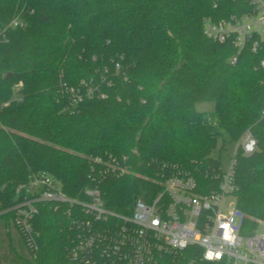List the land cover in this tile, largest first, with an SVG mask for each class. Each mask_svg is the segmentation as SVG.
<instances>
[{"label":"trees","instance_id":"1","mask_svg":"<svg viewBox=\"0 0 264 264\" xmlns=\"http://www.w3.org/2000/svg\"><path fill=\"white\" fill-rule=\"evenodd\" d=\"M249 11L238 0H0V264H81L69 253L70 205L39 206L36 257L15 226L16 189L32 174L51 175L79 200L99 188L109 211L129 216L177 172L217 191L220 139L236 144L248 131L258 147L237 153L235 197L258 229L264 39L238 53L204 34L207 17ZM204 102L214 110L198 111ZM161 264L213 263L188 249Z\"/></svg>","mask_w":264,"mask_h":264},{"label":"built area","instance_id":"2","mask_svg":"<svg viewBox=\"0 0 264 264\" xmlns=\"http://www.w3.org/2000/svg\"><path fill=\"white\" fill-rule=\"evenodd\" d=\"M210 1L218 8L222 0ZM238 1L247 2L251 11L226 18L209 16L204 20V34L222 43L231 40L238 53L247 46L256 52L257 37L264 39V0ZM11 26L17 27L18 22ZM236 62L234 57L232 63ZM260 66L264 69V59ZM257 147L248 131L236 143L229 168L220 171L217 191L203 193L193 175L177 172L152 200L136 199L129 216L109 211L99 188L87 189L86 199L79 200L65 194L51 175L32 174L16 189L19 202L12 208L14 223L34 257L39 251L34 221L39 206L52 203L74 210L75 236L69 253L81 264H161L166 253L188 249H198L213 264H264V234L246 226V216L236 205L234 181L238 151L252 155ZM229 197L235 198L234 205H225Z\"/></svg>","mask_w":264,"mask_h":264},{"label":"rangeland","instance_id":"3","mask_svg":"<svg viewBox=\"0 0 264 264\" xmlns=\"http://www.w3.org/2000/svg\"><path fill=\"white\" fill-rule=\"evenodd\" d=\"M197 110L200 112L210 113L214 110V104L211 102L199 103L197 104ZM235 149H236V144L231 143L228 138L226 139L225 143H223L222 138L220 139L219 147L217 148L216 151H214L213 157L219 158L221 160L223 170H227L229 168L230 159ZM234 204H235L234 197H229L225 202V205L227 206ZM256 232L260 234H264V223H260Z\"/></svg>","mask_w":264,"mask_h":264}]
</instances>
